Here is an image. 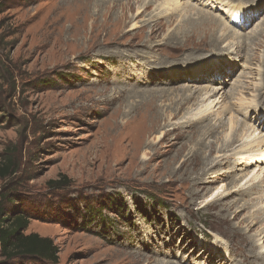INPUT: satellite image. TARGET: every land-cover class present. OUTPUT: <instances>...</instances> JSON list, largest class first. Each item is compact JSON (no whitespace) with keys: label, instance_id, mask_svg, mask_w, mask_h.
<instances>
[{"label":"rangeland","instance_id":"rangeland-1","mask_svg":"<svg viewBox=\"0 0 264 264\" xmlns=\"http://www.w3.org/2000/svg\"><path fill=\"white\" fill-rule=\"evenodd\" d=\"M149 1L0 0V163L16 161V172L5 184L0 181V192L6 185L15 205L27 210V234L50 237L58 246L57 262L44 264H264V162L236 154L195 185L211 165L198 160L180 168V157L197 149L203 136L175 137L184 122L205 115V91L215 88L210 115L197 124L216 126L204 138L218 148L236 126L239 140L211 155L212 165L219 155L257 148L253 140L264 131L249 137L252 130L240 124L258 118L257 106L264 110V93L257 90L264 46L254 47L256 57L247 60L245 46L239 53L231 46L235 37L217 46L187 42L177 57L164 44L184 24L179 12L157 31L160 45L148 49L144 44L154 34L140 27L163 11L158 18L165 21L169 5L153 0L145 16L122 24ZM216 1L181 3L220 17ZM230 1L242 25L249 8L264 7L263 0ZM227 6L222 4L219 35L233 31ZM255 17L246 28L235 17L234 31L239 37L260 31L264 41V10ZM168 57L177 58L162 65ZM155 90L169 96L153 99L167 116L153 132L152 102L141 103ZM192 93L178 111L183 95ZM166 131L173 132L164 138ZM64 176V186L50 184ZM0 262L42 264L2 256Z\"/></svg>","mask_w":264,"mask_h":264},{"label":"bare ground","instance_id":"bare-ground-1","mask_svg":"<svg viewBox=\"0 0 264 264\" xmlns=\"http://www.w3.org/2000/svg\"><path fill=\"white\" fill-rule=\"evenodd\" d=\"M196 1H198L199 3L204 4V5H206L205 1L209 2V0H196ZM152 2H153V0H151L147 3H144V5L137 7L138 12H137L136 16H134L133 14H132V16H127L126 20H124L125 22L122 24V27H123V25L125 27L129 22H133L135 20L134 18L145 16L146 9L151 6ZM163 3L167 4L171 7L170 8L171 14H169V15H167V17H165V21H162L158 18L159 15H163V12H164L163 11V12H160L159 14L149 18L148 20H146L144 25H142V26L140 25L141 26L140 28L142 29V31L145 29H148V32L149 33L151 32L150 35L154 34V36L149 37L150 41L152 40V38L154 40L151 41L149 44H144L145 46H147L148 49L153 50L156 46L160 45L157 42V37L160 35V33L157 31L159 30L160 27H162L165 24H167L166 26L169 27L174 22V19H173L174 14L179 13V12H180V15H182L181 18H183L184 24L178 28H175L174 30L172 29V31L168 35V42L166 44H164L166 46V47L164 46L165 49L172 52L175 55H178L177 57H180L182 54H184L186 52L187 49H186L185 45L187 42L188 43H198V44H200L202 42H207V43L211 42L213 45L217 46V45H221L229 37H232V39L235 37L236 42H235V44L234 43L231 44V46L232 47L235 46L236 53H239L241 50H243V48L245 46L246 47V48H244L246 50L245 59L247 58V60H252V59H254V57H256V55H254V53H253V49H255L254 47L257 48V47L264 46L263 45L264 41H262L261 38L257 37L260 35V31L258 32L256 30H253L251 33L252 35L250 34L251 36L241 35L240 37H239L238 33H235L236 31H234L235 30V17L237 18V23H239L240 26H242L243 28H246V26L248 24H251L255 20V18H256L255 15L257 13H259V11L264 10V7H263V9L257 10V11H254V9L249 8L248 11L250 12V15L247 14L248 15L247 20H246L247 25H242L245 22L242 21L243 19L242 20L238 19L240 16L238 15V12H237L239 10L235 9L236 3H233L230 0H217L216 3H214V4L221 5V11L222 12L219 14L220 17H217L211 11H206L203 8H199L196 4L181 3V0H163ZM131 4H132L131 2H128V7H127L128 11H131L133 8V5H131ZM222 4H228L226 9L229 13H231L230 15H228V21H229L228 23L231 22L230 25L232 26L233 31H228L223 35H219L218 29H219V27L221 28L222 24H224V22L221 19V15L222 14L224 15L226 13V11L222 8ZM249 4H251V3H249ZM141 8H143V9L141 10ZM215 8L217 9V7H215ZM124 12H125V10H124ZM192 16L194 17L195 20L191 19ZM189 25L196 26V27H194L190 30L184 29L185 27H187ZM226 29H227V27H226ZM262 32L264 33V29H262ZM201 33H203L204 35H201ZM255 37H256V39L254 41L253 39ZM260 37H261V35H260ZM236 38H239V39H236ZM206 40H208V41H206ZM248 40H249V42H248ZM173 43H175V44H173ZM248 43L252 44L251 45L252 47L250 50L248 48ZM177 45H184V46L181 47V46H177ZM192 46H195V45L192 44ZM220 51H222V49ZM237 56L241 57L239 55H237ZM176 58L168 57L166 60H163V61L160 60V61H162L161 64L163 65V64H167L168 62H171L170 59L174 60ZM207 60H209V59H207ZM207 60L205 62H212L211 60H209V61H207ZM260 61L264 64V56L260 58ZM204 65L205 64H201V66H200V69H202L201 71H204V69H203ZM232 74H233V71H230L229 76H231ZM263 76H264V74H263ZM262 80H263L262 84L257 86L258 93H264V77L262 78ZM222 87L224 88V86H222ZM214 92H216L215 88L206 89V91H205V95H207L205 101L209 102V104H206V110L201 112L202 114L205 113V115H203L201 118H198V119H189L188 121L184 122L183 125H181V127L179 128L180 130L175 133V137H177L179 134L186 136L192 132L194 134H198L200 132L201 136H203V138H201V140L199 141L197 149L196 148L190 149L186 154H184L182 157H180V159L184 158L183 161L181 162V164L179 165L180 168L184 167V166H188L189 164H194V163L197 164L198 160H200L199 162L201 163V166L206 167V166L211 165L209 169H207L208 167L206 169H202V173H201L202 176L197 177V179L194 183L195 185H199L200 183H203L204 181H208V179L210 177L209 171H211L212 169H215V168H219V166H223V164L230 162L231 159L233 157H235L236 154H240V155H242V157H246L248 155L249 157H252V158H258V160H256L257 161L256 163L264 162V135H259L260 137L257 136L258 138H255V139L253 138L254 139L253 141L259 142V145L257 146L256 149H249V147H247L244 149H240L238 152H234L233 155L232 154L226 155V153L223 155H219L218 157H220V158H218V161L215 162V165H212V163L210 162V159H209V157L211 155H213L214 153L219 154L220 152H226V150H229V148L231 149V147H233L235 145L237 140H239L238 139L239 138V127H237V126L235 127L234 136L231 139L225 140V142L222 143L219 148L214 144L213 141L207 142L205 140V138H204L205 136L213 135V133L216 130V126L211 124V123H206V124H202V125H198L197 123H200V124L203 123L205 121L207 115H210L209 113L212 110L211 105H213V103L215 102V99H216V97H215L216 94ZM159 93H161V94H159ZM148 95H150V96H148ZM146 96L143 100V103H141V105L147 104L151 100V102H152V106H151L152 113L150 115L151 128H152L153 132H156L162 127V124L164 121H166L167 116H165L166 111H164L157 104H155L153 99L156 97L166 98L169 96V91H167V90H163V91L162 90H155L154 92H151V93L147 94ZM194 97H195V93L184 94L183 97L181 98V101H180L178 107H177V110L180 111L183 108L184 104L188 103ZM212 97H214L213 100H211ZM261 106H263V105H261ZM261 106H257L256 115L258 116V118L254 122L252 121L253 123H251L249 125L248 123L242 122L240 124V127L248 126L247 130H249V129L252 130L249 137H252L253 134L255 136V133L258 130V128H260L261 132L264 131V110H262ZM175 116H176V113L174 111V117ZM185 127L186 128L187 127L193 128V131H191V130L187 131V129ZM170 132H173V131L164 132L163 133L164 135L162 137L165 138ZM158 136H159V134H158ZM253 141H250V142H253ZM151 143H153V142L151 141ZM187 145H188V141L186 140V142H185V144H183V146L187 147ZM242 147H239V148H242ZM185 150H186V148L183 149V151H185ZM255 151L257 153H254ZM207 153H208V157H205V161H203L201 158L203 155H205ZM178 159L176 161H178ZM171 167L172 166L170 165V169H171ZM174 171H175V169H172V172H174ZM243 176L245 177V175H243ZM262 181H264V180H262Z\"/></svg>","mask_w":264,"mask_h":264},{"label":"trees","instance_id":"trees-1","mask_svg":"<svg viewBox=\"0 0 264 264\" xmlns=\"http://www.w3.org/2000/svg\"><path fill=\"white\" fill-rule=\"evenodd\" d=\"M16 172V161L5 158L0 163L1 183L9 180ZM67 177L61 181H50L51 185L64 186ZM5 184V183H4ZM2 187L0 192V256L7 260H34L36 263H56L58 246L52 238L41 236L36 232L27 234L31 218L27 210L16 206L12 198H16ZM0 264H5L1 263Z\"/></svg>","mask_w":264,"mask_h":264}]
</instances>
